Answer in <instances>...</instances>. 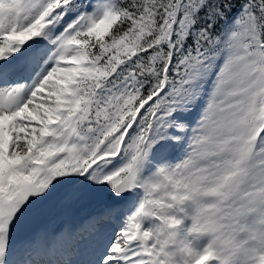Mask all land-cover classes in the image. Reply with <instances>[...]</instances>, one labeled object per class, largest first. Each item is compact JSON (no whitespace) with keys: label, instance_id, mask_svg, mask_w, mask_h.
Here are the masks:
<instances>
[{"label":"snow or ice","instance_id":"snow-or-ice-1","mask_svg":"<svg viewBox=\"0 0 264 264\" xmlns=\"http://www.w3.org/2000/svg\"><path fill=\"white\" fill-rule=\"evenodd\" d=\"M0 264H264V0H0Z\"/></svg>","mask_w":264,"mask_h":264},{"label":"rangeland","instance_id":"rangeland-1","mask_svg":"<svg viewBox=\"0 0 264 264\" xmlns=\"http://www.w3.org/2000/svg\"><path fill=\"white\" fill-rule=\"evenodd\" d=\"M54 210H57L58 213L54 212ZM96 210V205L92 203L76 205L70 208H59L53 206L49 214L32 227H47L49 231L55 232L67 223L68 218H78L85 220L90 214H92Z\"/></svg>","mask_w":264,"mask_h":264},{"label":"bare ground","instance_id":"bare-ground-1","mask_svg":"<svg viewBox=\"0 0 264 264\" xmlns=\"http://www.w3.org/2000/svg\"><path fill=\"white\" fill-rule=\"evenodd\" d=\"M82 222L83 220H79L78 218H68L67 219V223H71L72 225H78L80 222Z\"/></svg>","mask_w":264,"mask_h":264}]
</instances>
